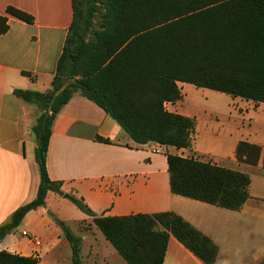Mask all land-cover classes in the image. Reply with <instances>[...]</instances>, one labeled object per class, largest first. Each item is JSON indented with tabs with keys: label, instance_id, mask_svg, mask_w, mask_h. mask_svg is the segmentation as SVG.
<instances>
[{
	"label": "trees",
	"instance_id": "obj_1",
	"mask_svg": "<svg viewBox=\"0 0 264 264\" xmlns=\"http://www.w3.org/2000/svg\"><path fill=\"white\" fill-rule=\"evenodd\" d=\"M79 5L73 0L74 20L51 89L14 91L17 98L43 107L33 127L40 184L36 198L0 228V238L28 212L44 206L49 191L64 195L62 184L49 178L46 158L53 123L74 95L98 105L137 145L178 150H192L195 131V119L165 108L183 99L179 83L264 104V0H89L84 25ZM6 12L34 23L31 14L15 7ZM8 30V17L0 15V35ZM95 140L112 143L100 136ZM261 153V147L241 141L236 158L257 165ZM167 163L174 195L231 211H239L251 197L248 174L201 161L195 154H167ZM68 198L93 218L127 264H163L170 237L205 264L216 262L218 246L174 212L96 216L83 199ZM59 224L71 244L72 263L81 264L80 240ZM38 263L0 252V264Z\"/></svg>",
	"mask_w": 264,
	"mask_h": 264
},
{
	"label": "crops",
	"instance_id": "obj_2",
	"mask_svg": "<svg viewBox=\"0 0 264 264\" xmlns=\"http://www.w3.org/2000/svg\"><path fill=\"white\" fill-rule=\"evenodd\" d=\"M10 6L31 14L34 23L8 15ZM0 15L7 16L9 23V30L0 35L1 228L10 223L17 209L36 198L40 184L33 133L40 113L35 103L17 98L14 91L46 93L51 89L74 20L73 0H0ZM179 87L184 95V89L192 86L179 83ZM243 101L249 107L264 109L263 103ZM181 103H166V110L195 119L192 150L155 143L137 145L98 105L74 95L51 129L46 158L49 178L62 184L64 196L83 199L96 216L178 214L218 246L215 264H264V191L254 190V178L264 180V148L257 165L239 162L236 150L242 140L228 134L219 136L213 129L199 133L198 117L183 112ZM96 136L112 143L96 141ZM167 154H195L201 161L248 174L250 199L239 211H231L174 195ZM253 168L256 175L250 173ZM64 196L49 191L44 206L28 212L17 228L0 238V252L23 257L40 253L38 264H49L50 258L52 263L58 261L55 249L71 248L58 223L79 219L78 210ZM86 217L92 224L93 218ZM86 221L81 216L76 222L81 226ZM79 230L83 234L77 238L81 252L89 229ZM23 231L29 237L22 236ZM30 237L39 239L41 246ZM163 264L205 263L170 237Z\"/></svg>",
	"mask_w": 264,
	"mask_h": 264
},
{
	"label": "rangeland",
	"instance_id": "obj_3",
	"mask_svg": "<svg viewBox=\"0 0 264 264\" xmlns=\"http://www.w3.org/2000/svg\"><path fill=\"white\" fill-rule=\"evenodd\" d=\"M80 9L83 11L84 17L79 20L80 24H85V17L88 15L89 0H78ZM95 28L99 24V19H94ZM90 35H88L89 37ZM184 89L182 99V111L190 114L193 117H198V132L204 133L205 130L211 131L219 136L230 135L232 138H237L242 141L253 143V145L264 148V109H255L254 106H248L244 101L217 92L211 89L198 88L194 85ZM38 114L41 113L42 105L35 103ZM206 111V115L204 113ZM207 123L209 128H207ZM202 135V134H201ZM203 136V135H202ZM204 137V136H203ZM254 169V168H253ZM250 172V171H249ZM252 175H256V170L251 171ZM254 190L261 193L264 191V180L261 181L254 178ZM64 196V195H63ZM69 204L85 217L86 223L78 226L79 219L73 218L62 221L73 236L81 238L83 234L80 228L88 230L87 240L81 245L80 261L81 264H126L114 247L106 240L103 233L86 217L87 214L82 212L69 198ZM89 216V215H87ZM61 222V221H59ZM59 224V223H58ZM62 227V226H61ZM63 229V228H62ZM54 255L60 257L58 261L52 263L49 259V264H73L72 249L56 248Z\"/></svg>",
	"mask_w": 264,
	"mask_h": 264
},
{
	"label": "built area",
	"instance_id": "obj_4",
	"mask_svg": "<svg viewBox=\"0 0 264 264\" xmlns=\"http://www.w3.org/2000/svg\"><path fill=\"white\" fill-rule=\"evenodd\" d=\"M165 108H166V104H165ZM21 235L22 236H25V237H29V233L26 232V231L21 232ZM30 239L34 242V244L37 247H40L41 246V241L39 239H37L35 237H30ZM32 257L39 262V260H40V253H35V254H33Z\"/></svg>",
	"mask_w": 264,
	"mask_h": 264
},
{
	"label": "water",
	"instance_id": "obj_5",
	"mask_svg": "<svg viewBox=\"0 0 264 264\" xmlns=\"http://www.w3.org/2000/svg\"><path fill=\"white\" fill-rule=\"evenodd\" d=\"M64 197H65V198H68V195H65Z\"/></svg>",
	"mask_w": 264,
	"mask_h": 264
}]
</instances>
